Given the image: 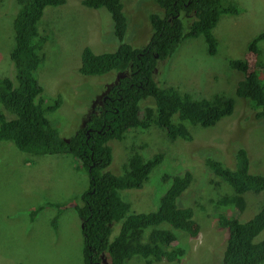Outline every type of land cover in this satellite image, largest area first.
<instances>
[{
  "label": "rangeland",
  "instance_id": "obj_1",
  "mask_svg": "<svg viewBox=\"0 0 264 264\" xmlns=\"http://www.w3.org/2000/svg\"><path fill=\"white\" fill-rule=\"evenodd\" d=\"M81 1L67 0L63 5L45 8L44 23L45 26L51 24L49 30L52 31H49L50 39L44 48V61L37 70L44 96L49 100L59 93L63 96L62 105L47 115L65 138L71 137L84 124L92 112L91 106L100 105L97 101L102 93L119 78L117 70L100 76H86L79 72L86 46L102 53L117 49L119 45L112 31L110 13L104 8L85 6ZM123 2L129 19L125 41L142 47L152 34L149 13H163V10L153 0ZM232 2L243 9L239 14L221 15L213 29L217 38L215 54L209 53L203 35L186 38L171 57L158 62L154 78L160 85L177 88L180 86L176 81L183 80L199 92L198 97L227 94L236 100L233 114L213 127L191 126L193 139L190 141L183 138L172 141L161 127L152 125L144 131L131 129L124 140L109 142L113 148V161L105 170L117 174L124 172L134 145L139 148L143 145L139 151L146 157L160 152L165 157L152 171L144 187L120 191L130 205L127 214L156 210L165 187L170 185L169 181H164V175L186 169L192 171L193 181L178 203L195 208L200 233L192 237L172 228L178 235L176 243L187 245L190 251L191 259L184 264H219L227 245L229 231L218 225L214 209L220 196L233 191L215 174L205 175L206 154L233 165L237 147L243 146L248 151L251 171L264 174L263 122L255 115L247 117L250 101L236 93L244 74L229 64L230 60L237 58L255 64L256 55L250 54L248 45L254 36L264 31V0ZM17 12L16 0H0V76L10 77L15 82L17 71L10 54L15 46ZM182 14L186 31L190 29L194 15ZM260 46L264 62V40ZM143 101L154 102L152 98ZM89 186L87 170L75 156L33 155L21 151L12 141L0 140V264H85L82 221L75 208L81 204V195ZM243 196V206L237 205L235 209L232 205L222 206L219 210L232 212L242 221L250 219L261 209L264 192L250 190ZM47 203L55 204L53 207L47 205L33 220L32 210ZM198 203L203 204L204 209ZM121 223L113 222L110 241L119 233ZM151 229L152 226L147 227L143 237L147 238ZM263 237L264 230L255 241L259 242ZM101 257V264H109L106 253ZM125 264L147 263L144 258L134 256Z\"/></svg>",
  "mask_w": 264,
  "mask_h": 264
},
{
  "label": "trees",
  "instance_id": "obj_2",
  "mask_svg": "<svg viewBox=\"0 0 264 264\" xmlns=\"http://www.w3.org/2000/svg\"><path fill=\"white\" fill-rule=\"evenodd\" d=\"M16 1L15 46L10 56L16 66L17 81L0 76V140H10L21 151L33 155H73L87 170L90 186L75 208L82 221L85 264H101L103 253L107 254L109 264H125L134 256L144 258L147 264L187 263L191 259L188 246L176 243L178 235L172 228L192 237L200 233L195 208L178 203L193 181L192 171L186 169L164 175V181H169L170 185L165 187L156 210L127 214L130 205L120 191L144 187L165 157L162 152L146 157L139 151L143 145L140 148L134 145L124 172L117 174L105 170L113 161L109 142L124 140L131 129L144 131L152 125L161 127L172 141L177 138L190 141L193 139L191 126L209 127L230 117L236 107L235 98L224 93L198 97L199 92L183 80L176 81L180 86L177 88L159 85L154 77L158 62L171 57L186 38L203 35L209 53L215 54L217 38L213 29L221 15L239 14L243 8L232 0H154L163 13H149L151 38L144 46L135 47L125 41L129 21L123 0H82L85 6L104 8L110 13L112 31L119 45L117 49L102 53L86 46L79 72L100 76L117 70L119 78L107 88L103 97L100 96L97 101L100 105L89 113L84 124L71 137L65 138L47 115L62 105L63 96L59 93L52 100L47 99L37 70L44 61V48L50 39L49 31H52L49 30L51 24L45 26L44 23L45 8L63 5L67 0ZM182 13L194 14L190 29L186 31ZM263 40L264 31L254 36L248 45L250 54L256 55L255 64L244 58L232 59L229 64L244 74L236 93L250 101L249 107L246 106L247 117L255 115L264 127V79L261 76L264 62L260 46ZM148 98L154 102L143 101ZM206 155L205 175L215 174L233 191L220 196L214 209L218 225L229 231L219 264H264V237L255 241L264 230V201L261 209L246 221L232 212L219 210L222 206L232 205V209L243 206V194L247 191L264 192V174L251 171L248 151L243 146L237 147L233 165L212 154ZM54 204H41L33 209L32 219L47 205ZM199 205L204 209L203 204ZM114 221L122 223L119 233L110 241ZM149 226L152 229L145 238L144 230Z\"/></svg>",
  "mask_w": 264,
  "mask_h": 264
},
{
  "label": "clouds",
  "instance_id": "obj_3",
  "mask_svg": "<svg viewBox=\"0 0 264 264\" xmlns=\"http://www.w3.org/2000/svg\"><path fill=\"white\" fill-rule=\"evenodd\" d=\"M154 1V0H153ZM155 2V1H154ZM156 3V2H155ZM157 4V3H156ZM159 6V5H158ZM160 7V6H159ZM161 8V7H160ZM161 10H163L162 8H161ZM188 15V14H187ZM194 15V14H193ZM181 16H183V14H181ZM189 16V15H188ZM193 19H194V17H193ZM128 21H129V19H128ZM128 27H129V24H128ZM155 79V78H154ZM160 85V84H159ZM164 86V85H163ZM105 94L104 93H102V97L104 96ZM99 106V105H98ZM97 107V106H96ZM216 125V124H215ZM215 125H213V126H215ZM198 126H201V125H198ZM212 126V127H213ZM204 127V126H203ZM10 141V140H9ZM51 207H53V206H51Z\"/></svg>",
  "mask_w": 264,
  "mask_h": 264
},
{
  "label": "flooded vegetation",
  "instance_id": "obj_4",
  "mask_svg": "<svg viewBox=\"0 0 264 264\" xmlns=\"http://www.w3.org/2000/svg\"><path fill=\"white\" fill-rule=\"evenodd\" d=\"M96 109V105H94V106H91V109H90V111H94Z\"/></svg>",
  "mask_w": 264,
  "mask_h": 264
},
{
  "label": "bare ground",
  "instance_id": "obj_5",
  "mask_svg": "<svg viewBox=\"0 0 264 264\" xmlns=\"http://www.w3.org/2000/svg\"><path fill=\"white\" fill-rule=\"evenodd\" d=\"M226 196V195H225Z\"/></svg>",
  "mask_w": 264,
  "mask_h": 264
}]
</instances>
